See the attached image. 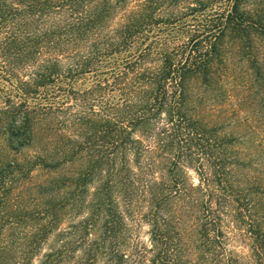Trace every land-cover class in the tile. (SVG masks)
<instances>
[{"label":"trees","instance_id":"1","mask_svg":"<svg viewBox=\"0 0 264 264\" xmlns=\"http://www.w3.org/2000/svg\"><path fill=\"white\" fill-rule=\"evenodd\" d=\"M260 35L264 0H0V79L13 86L0 89V127L16 147L40 134L48 141L27 167L2 164L0 185L35 165L90 160L53 187L73 191L38 213L19 264H30L62 209L85 208L87 186L105 169L89 217L60 234L62 245L42 264H264V215L234 176L244 164L203 123L192 94L194 85L209 90L224 79L228 43L253 58L249 46ZM86 76L93 85L76 90ZM236 238L248 244L247 260L230 249Z\"/></svg>","mask_w":264,"mask_h":264},{"label":"rangeland","instance_id":"2","mask_svg":"<svg viewBox=\"0 0 264 264\" xmlns=\"http://www.w3.org/2000/svg\"><path fill=\"white\" fill-rule=\"evenodd\" d=\"M132 1L124 11H117L112 17L110 26L118 27L126 13L133 8ZM127 10V11H126ZM126 11V12H125ZM250 52L253 58L243 57V54L230 43L227 44L226 68L223 72L224 79L219 84L207 90L201 85H194L192 94L195 103L199 106L201 120L206 126L216 128L219 137L226 138L232 145L229 153L244 164L239 169H234V176L241 181L245 189H250L252 199L258 201L261 216L264 215V35L252 37ZM243 57V58H242ZM71 61H63V67H67ZM259 67V74L253 66ZM25 76V75H24ZM26 77V76H25ZM24 77V78H25ZM93 76H86L78 80L74 87L79 91H86L93 85ZM15 85V81L12 82ZM0 89L9 92L13 86L0 79ZM5 93L0 94V108L6 107L4 103ZM17 101V98H14ZM60 119V118H59ZM57 121L56 123H58ZM0 127V167L6 163H18L20 169L27 167V161L32 160L43 147H47V139H42V134L36 142L27 147H16L8 133H3ZM49 133V137H55ZM58 136V135H57ZM58 139V137H57ZM84 138L78 139L83 141ZM76 140V139H75ZM86 155L77 157L72 164L60 166L56 170L43 169L41 166L31 167V171L23 176L16 171L13 183L7 179L0 185V264H19L24 258L26 244L24 236L34 232L38 222L34 220L38 213L51 205L65 204L66 194L73 191L65 187L53 192V187L60 185L63 179H72L89 164ZM106 169L91 180L85 194L86 205L81 210L73 211L70 203L61 211V222L55 231L47 237L29 258L30 264H42L44 256L62 245L59 235L68 231L74 224L88 218L90 204L94 201L103 182L106 181ZM190 175L195 183L198 176L193 170ZM18 173V174H17ZM258 191V192H255ZM117 194L114 199L117 201ZM121 204V203H120ZM18 219V220H17ZM20 221V225H15ZM127 224L134 226L127 220ZM233 230L232 225H227ZM150 230L146 223L141 224L140 237L142 242L148 244ZM64 240V238H63ZM149 245V244H148ZM230 249L241 258L251 257V250L245 242L236 238L230 242ZM77 254V256H80ZM243 260V259H242Z\"/></svg>","mask_w":264,"mask_h":264}]
</instances>
